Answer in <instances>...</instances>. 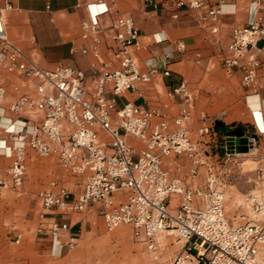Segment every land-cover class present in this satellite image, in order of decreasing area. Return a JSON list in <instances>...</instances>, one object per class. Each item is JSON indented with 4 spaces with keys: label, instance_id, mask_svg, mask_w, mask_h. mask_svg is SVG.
Returning <instances> with one entry per match:
<instances>
[{
    "label": "built area",
    "instance_id": "1",
    "mask_svg": "<svg viewBox=\"0 0 264 264\" xmlns=\"http://www.w3.org/2000/svg\"><path fill=\"white\" fill-rule=\"evenodd\" d=\"M177 3L205 7L206 16L215 20L223 13L221 4L207 0ZM88 6L90 17L81 26L90 44L82 51L97 57L100 17L109 6L102 0ZM113 26L117 65H95L97 73L89 82L83 69L70 64L40 66L10 39L0 9V70L18 72L35 85L34 92L6 102V87L0 81V125L13 137L11 144H0L3 155L12 158L7 168L10 181L0 177V184L15 189L23 185L27 149L32 148L39 155L55 157L69 174L79 177L78 191L52 179L38 192L52 215V234L58 237L60 231H69L71 247L77 244V235L64 216L99 203L108 229L127 223L134 236L155 251L158 234L175 231L184 243L172 264H264V164L258 168L256 190L248 195L259 217L231 220L225 211L224 187L231 164L243 153L236 150V138L218 118L205 112L196 134L192 133L195 95L184 79L172 89L181 99L176 115L132 100L118 106V96L136 89L140 82L151 81L159 67L150 65L143 71L136 61L131 48L140 45V32L132 16L118 15ZM262 38L264 15H254L246 25L232 28V39L221 57L228 72H242L243 85L253 94H257V71L262 64ZM163 73L168 75L170 70ZM31 112L38 116L21 117ZM3 117L9 122L3 123ZM254 117L255 130L248 136L250 150L264 135V127ZM182 153L192 159L188 176L176 174L166 163L168 157ZM201 175L204 183L194 184ZM173 195L175 204H171Z\"/></svg>",
    "mask_w": 264,
    "mask_h": 264
},
{
    "label": "crops",
    "instance_id": "2",
    "mask_svg": "<svg viewBox=\"0 0 264 264\" xmlns=\"http://www.w3.org/2000/svg\"><path fill=\"white\" fill-rule=\"evenodd\" d=\"M97 1L0 0V9L4 11L10 39L26 49L40 66L54 68L61 63L70 64L83 69L89 82L97 73L95 65L98 67L103 62L117 65L114 21L118 15H130L140 32V45L131 48L136 61L143 71L156 65L159 72L153 74L151 81L140 82L136 89L118 96V106L132 100L176 115L181 99L172 89L184 79L195 95L193 134L201 124L203 112L211 117L224 111L218 118L223 127L229 131L243 129L246 136L255 130V114L258 124L264 127V49L259 52L262 64L257 71V94L243 85L239 69L231 72L227 79L221 62L232 39V28L246 25L254 15H264V0H207L209 4L222 6L223 13L216 20L206 16L205 7L177 3L190 0H102L109 11L100 17V52L95 57L82 51L90 44V39L82 36L81 21L90 17L89 3ZM259 45L264 47V38ZM164 69H169L170 74H164ZM0 81L6 87V102L35 91L34 83L18 72L1 69ZM232 84L241 86L233 98L225 93ZM6 114L20 117L9 111ZM37 116L38 113L32 112L21 115ZM2 122L8 123L9 119L3 117ZM12 141V134L0 125V144L8 145ZM3 152L0 148V177L10 181L7 168L12 158ZM61 167L55 157L42 156L28 148L27 176L23 185L15 189L0 184V258L4 256L9 264H74L77 244L69 245L70 232L67 230L54 237L49 228L52 215L38 195L52 179L68 182L71 190L78 191L79 177ZM175 200L173 195L171 204H175ZM99 213L100 204L94 203L87 217L75 218L73 213L63 220L70 222L71 232L78 236L91 218L101 217ZM18 219L27 225L22 240L24 249L20 254L11 249L22 239V233H18L22 229L15 227Z\"/></svg>",
    "mask_w": 264,
    "mask_h": 264
},
{
    "label": "rangeland",
    "instance_id": "3",
    "mask_svg": "<svg viewBox=\"0 0 264 264\" xmlns=\"http://www.w3.org/2000/svg\"><path fill=\"white\" fill-rule=\"evenodd\" d=\"M223 69L226 78L230 79V72L224 67ZM239 87L241 88L238 84L235 86L232 84L225 93L233 98V95L238 94ZM224 113L221 111L210 118H219ZM166 161L176 174L188 176L192 159L187 153L168 157ZM263 164L264 136H261L251 150L241 153L237 162L230 166V172L226 178L227 185L224 189L225 211L231 220L245 221L259 217L252 210L248 195L256 190L258 168ZM201 170L204 171V167H201ZM66 179L70 178L66 176ZM204 179L205 177L201 175L194 179V184L201 185ZM66 185L68 186L69 183L66 182ZM89 209L75 213V218L87 217ZM99 215H101L99 219L91 218L89 224L78 234L77 246L74 248V264H172L176 253L183 248L184 241L180 240L173 230H163L158 234V247L155 251L134 236L131 225L121 223L110 230L102 214L99 213ZM15 227L22 229V232H18L22 233V239L21 242H15L11 249L20 254L24 249L22 240L26 236L27 225L18 219ZM0 264H9V261L3 256L0 258Z\"/></svg>",
    "mask_w": 264,
    "mask_h": 264
},
{
    "label": "water",
    "instance_id": "4",
    "mask_svg": "<svg viewBox=\"0 0 264 264\" xmlns=\"http://www.w3.org/2000/svg\"><path fill=\"white\" fill-rule=\"evenodd\" d=\"M230 135H236V141H237V151L245 152L249 150V138L245 135V132L243 129L231 131Z\"/></svg>",
    "mask_w": 264,
    "mask_h": 264
}]
</instances>
